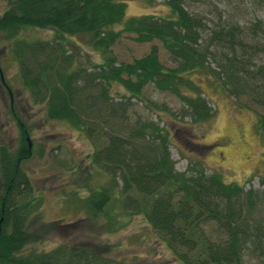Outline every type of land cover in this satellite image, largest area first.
<instances>
[{
  "label": "trees",
  "instance_id": "trees-1",
  "mask_svg": "<svg viewBox=\"0 0 264 264\" xmlns=\"http://www.w3.org/2000/svg\"><path fill=\"white\" fill-rule=\"evenodd\" d=\"M183 1L164 0L165 14L123 18L124 0H6L0 41L15 61L27 100L42 105L46 118L67 123L90 143L84 154L89 169L82 178L84 216L69 224L94 226L100 219L104 231H112L122 224V214H140L178 264H246L250 259L264 264V170L258 173L257 187L223 181L214 170L206 173L199 158L178 171L169 157L164 127L131 109V97L148 110L160 109L142 94L151 83L182 103L177 112H168L171 123L183 127L206 121L213 111L193 72L215 78L234 106L264 108V63L253 60L264 47L242 34H264L260 21L207 27ZM26 27L82 35L97 59L90 61L85 54L78 61L59 38L19 35ZM122 32L132 33L137 42L158 40L172 66L159 62L155 44L130 61H117L109 46ZM14 125L16 145L0 142V264H140L112 255L110 244L101 241L29 247L47 240L52 228L63 223L39 222V214L34 215L41 196L22 167L30 155L26 128L15 116ZM255 128L264 145L261 114ZM91 170L105 180L89 185ZM112 199L120 211L112 209Z\"/></svg>",
  "mask_w": 264,
  "mask_h": 264
},
{
  "label": "rangeland",
  "instance_id": "rangeland-1",
  "mask_svg": "<svg viewBox=\"0 0 264 264\" xmlns=\"http://www.w3.org/2000/svg\"><path fill=\"white\" fill-rule=\"evenodd\" d=\"M123 18L149 12L165 14L164 0H124ZM183 6L190 12L201 16L207 27L215 22H236L245 27L257 19L264 30V0H184ZM6 7V0H0V12ZM259 32V31H258ZM27 38H59L74 52L78 61L87 54L90 61L97 59L82 35L56 33L51 28L26 27L19 31ZM248 39L253 37L264 47V34L242 32ZM132 33L122 32L109 46L117 61H130L148 50L150 44L157 46V58L164 66H172L168 54L156 39L137 42ZM210 60V58H209ZM254 62L264 63V50L255 53ZM208 64L213 67V62ZM0 71L8 92L0 84V142L14 147L17 142V128L14 116L21 119L26 128L29 157L22 167L30 178L36 194L41 196V205L34 215L39 222L58 220L63 223L52 228L43 242L30 243L32 250L47 249L57 241L110 244L112 255L140 264H178L171 252L145 223L140 214L129 217L121 215V225L112 231H104L100 219L97 224H69L84 216L82 203L86 191L82 187L87 166L84 154L90 150L89 141L80 131L59 120L48 119L40 104H32L19 84L14 59L0 41ZM195 81L209 108L213 111L206 121L178 126L171 123L168 112H177L182 103L173 94L160 91L147 83L142 88L143 96L159 107L148 110L140 100L131 97V109L163 126L167 131V150L174 169L185 171L188 161L199 158L204 171L214 170L223 181L259 186L258 173L264 170L263 140L255 128L257 114L264 117V108L234 106L220 87L219 82L203 72H193ZM117 91H120L117 88ZM109 92L114 97V89ZM164 109L165 111L161 110ZM160 116V117H159ZM188 121V116L182 117ZM89 185L97 186L105 180L102 173L91 170L86 178ZM247 180V181H246ZM115 196V189L111 190ZM114 210H119L117 201L112 199ZM120 211V210H119ZM35 223V220H33ZM119 223L117 222V225ZM123 258V259H124ZM246 264H256L253 259Z\"/></svg>",
  "mask_w": 264,
  "mask_h": 264
},
{
  "label": "water",
  "instance_id": "water-1",
  "mask_svg": "<svg viewBox=\"0 0 264 264\" xmlns=\"http://www.w3.org/2000/svg\"><path fill=\"white\" fill-rule=\"evenodd\" d=\"M0 80H2L1 74H0ZM25 139H26V137H25Z\"/></svg>",
  "mask_w": 264,
  "mask_h": 264
}]
</instances>
